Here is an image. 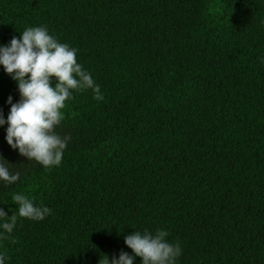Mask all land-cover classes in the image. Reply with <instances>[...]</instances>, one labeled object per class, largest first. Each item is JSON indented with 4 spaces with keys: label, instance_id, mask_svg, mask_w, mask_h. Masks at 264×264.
<instances>
[{
    "label": "trees",
    "instance_id": "16d2710c",
    "mask_svg": "<svg viewBox=\"0 0 264 264\" xmlns=\"http://www.w3.org/2000/svg\"><path fill=\"white\" fill-rule=\"evenodd\" d=\"M29 27L75 48L103 100L70 90L47 169L0 125V164L19 173L0 209L18 213L15 194L51 209L11 233L0 218L4 264H141L125 237L157 230L174 264H264V0H0V47ZM10 96L0 65L5 121Z\"/></svg>",
    "mask_w": 264,
    "mask_h": 264
},
{
    "label": "clouds",
    "instance_id": "9594fccd",
    "mask_svg": "<svg viewBox=\"0 0 264 264\" xmlns=\"http://www.w3.org/2000/svg\"><path fill=\"white\" fill-rule=\"evenodd\" d=\"M76 51L58 42L45 27L26 28L19 39L13 37L8 46L0 47V65L18 83L21 97L13 104L10 96L7 121L0 117V125L8 124L6 141L11 148L18 149L20 155L35 160L46 169L61 163L70 139L55 133L63 119L65 102L71 98L70 90L91 89L95 100H103L100 86L77 63ZM18 179L19 173L10 174L9 169L0 164V180L14 184ZM12 200L18 205V213L7 216L0 209V218H8L2 225L6 233L13 231L17 215L39 221L51 212L47 207L34 206L24 194H15ZM167 235L164 230H157L155 235L134 232L125 237L124 243L134 256L141 258V264H174L181 248L178 243L167 242ZM133 259L121 252L118 259L112 258L111 264H133ZM0 264H4L2 255ZM103 264H109L108 258Z\"/></svg>",
    "mask_w": 264,
    "mask_h": 264
}]
</instances>
